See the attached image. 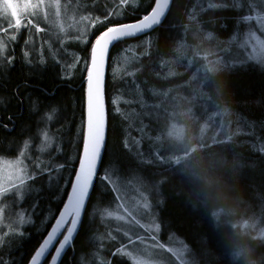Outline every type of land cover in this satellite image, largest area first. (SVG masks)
<instances>
[{"label": "trees", "instance_id": "obj_1", "mask_svg": "<svg viewBox=\"0 0 264 264\" xmlns=\"http://www.w3.org/2000/svg\"><path fill=\"white\" fill-rule=\"evenodd\" d=\"M154 1L139 0L137 7L125 10L121 20L111 19L106 24L98 23L90 41L83 47L69 44L68 47L81 55L80 63L74 69L71 65H63L53 59L43 42L42 58L45 59L40 60L42 70L30 67L21 52L15 51L10 70L0 74V156L13 157L14 152L9 149L13 143L24 141L27 149L28 146H34L35 135L40 130H51L58 137L55 145L60 152L53 162L58 163L59 167H51L48 163L45 170L39 171L36 180L39 192L31 197L28 204V207L36 206L39 200H45L42 204L51 215L52 222L68 196L82 151L87 74L85 65L89 64L92 44L107 27L142 18L149 12ZM207 2L209 0L203 2L207 7L201 10L198 25L200 24L204 35L210 33L228 41L242 25L239 22L235 25L236 18L239 21L247 14L248 9L237 10L231 7L227 11L221 9V5L212 6ZM192 5L193 0H174L163 24L147 35L122 40L112 49L105 90L108 115L106 149L83 218L82 229L62 264H80V257L86 252L84 249L90 230L86 226L89 215L96 228L101 226L100 217H95L98 213L95 201L99 197H102L101 200L112 197L110 191L99 188V184L103 183L99 177L107 170L111 171L105 170L110 166H114L121 174L127 168L158 173V178L161 179L158 189L161 226L170 235L167 237H179L185 242L191 254L197 258V264H247L249 256L254 264H264V241L256 239L253 233L243 232L241 228L242 221L258 215L252 213L264 205V150L260 147L261 140L264 139V65L223 68L204 77L210 86L209 102L212 101L216 108H223L220 110L238 115L239 123H243L245 127L239 130L236 139L230 136L225 142L207 145V148L203 147L188 157L180 158L177 163L166 164L153 157L148 165L139 162L131 150L123 145L125 121L121 119L119 122V115L113 112L110 102L114 81L111 74L113 58L131 43L142 42L147 38L150 39L149 49L143 52V47L139 46L136 50L139 54V61L135 65L136 82L144 89L156 87L162 90L181 83L183 75L164 79L159 72L163 63L174 55L185 27L192 24L188 21ZM66 56L60 58L66 60ZM69 70L73 71L70 77ZM192 72L193 68L187 74ZM39 106H42V127L36 124L40 118ZM251 122L258 125L259 131L251 130ZM213 151L217 157L213 158V162L204 163L202 157ZM145 153L148 154L147 151ZM220 159L223 160L222 166L216 164ZM251 165L257 168L253 169ZM52 169L59 174L50 178L49 172H55ZM64 180L66 183L62 185ZM251 208V214L244 212ZM37 226H29L26 230L29 235L25 238L15 239L12 245L7 241L0 248V257L7 264H28L47 232H42V228ZM50 226L48 224L46 228ZM250 249H254L255 253L248 256L246 251ZM115 258L111 264H131L123 258Z\"/></svg>", "mask_w": 264, "mask_h": 264}, {"label": "rangeland", "instance_id": "obj_2", "mask_svg": "<svg viewBox=\"0 0 264 264\" xmlns=\"http://www.w3.org/2000/svg\"><path fill=\"white\" fill-rule=\"evenodd\" d=\"M105 1L98 0L88 3L86 0H59L60 16L57 17L56 9L47 7L52 0H46L44 13L32 17L44 29L41 32H36L31 26L21 27L19 30L12 28L4 32L2 28L8 27V21L0 16V26H2L0 27V43L4 46V51L0 54V74L10 70L14 52L17 50H21L20 54L30 65L35 60L45 59V57L42 58L43 42L51 52L53 59H57L63 65H71L73 69L76 68L80 63L81 55L68 45L72 43L77 44V47H83L90 41L89 38L94 27L99 23L98 21L104 20L108 13H114L111 19L121 20L124 17L125 10L122 7H109ZM107 1L116 5L119 2V0ZM223 1L209 0L207 4L218 6L222 5ZM11 2L22 5L27 0H11ZM31 2L35 3L37 0H31ZM201 2L202 4L198 3L190 10L188 21L192 24L185 27L184 38L182 37L179 41L174 55L163 63L159 74L164 79L174 75H184L192 70V63L198 64L199 70L188 82L167 87L164 91L156 87L149 88L150 96L157 98V102L150 103L141 85L136 82L135 64L139 61L136 50L140 46L143 47V52H146L150 46V39L131 43L128 48L113 58L111 65L114 80L111 88L113 112L121 117L118 116L119 122L121 119L125 121L123 145H126V148L131 150L139 162L145 165L150 163L152 157L156 161L161 160L162 163H177L180 158L188 157L203 147L207 148V145L214 146L219 142H225L230 136L236 139L239 130L245 127L243 123H239L238 115L220 110L223 108L214 107L215 104L212 101L206 102L201 94V88L202 92H205L204 77L220 69L248 64L264 65V63L252 60H247L242 65L236 63L237 60H245L247 57V52L241 44L248 32H254L262 42H264V32H261L253 22L251 25L242 23L240 26L239 24L238 32L236 31L228 41L221 40L210 33L204 35L203 29L200 24L198 25V17L207 5H203L204 0ZM248 3L249 0H247V6ZM138 4L139 0H129L126 5L127 8H134ZM4 6L5 0H0V14H3ZM257 10L264 14V6L258 5ZM45 14H47L46 17ZM85 17H90V19L85 20ZM111 19L100 24H106ZM94 22L95 26H93ZM13 34H15V39L11 38ZM190 54H194L196 59H189L187 55ZM204 54L206 57L203 56ZM62 56H66V60H62L60 58ZM201 59H205L203 63H200ZM72 72L68 71V77L72 75ZM0 105H2L1 95ZM52 126H54L53 123ZM45 134L50 144L47 145L45 151L41 152L39 149L45 144ZM35 137L34 146H28L27 149L24 141L13 143L9 148L14 152L13 157L0 156V190L10 189L0 194V235H3V245L7 241L12 245L15 239L29 235L26 230L33 225L37 206H41L38 201L36 206L27 207L31 197L39 192V183L36 181L39 171L45 170L49 166L48 163L51 167H59L58 163L53 162L60 152L55 145L58 139L56 133L53 134L51 130L46 132L40 130ZM261 143L260 147L264 150V139ZM215 157H217L215 151L209 152L202 157V161L204 163L213 162ZM221 161L223 160L220 159L216 164L222 166ZM37 164H40L39 168L36 167ZM251 166L253 169L257 168L254 165ZM18 167H25L29 175H35V179H27L23 185H19L17 181V186H13L12 180ZM105 170L111 177V183H100L99 188L102 191H110L112 197L110 199L105 197L103 200L100 199L102 197L96 199L95 207L98 213L95 217L101 219L100 227L103 229V234L100 239L106 253L100 257L98 253L91 252L87 257L84 255L80 257L79 263L111 264V261L117 257L131 264H197V258L191 254L185 242L175 237H167L170 235H167L161 226L158 195L161 179L158 178L160 177L158 173L153 170L143 172L139 168L130 170L127 168L124 170L125 173L121 174L122 172L117 171L114 166L107 167ZM49 173L50 178L59 174L58 171ZM65 183L64 180L62 185ZM114 189H118V193ZM121 203L132 212L138 223L115 219L116 215L124 214L123 209L119 207ZM145 204L147 207H144ZM27 209H32L30 211L32 216H26ZM38 210H42V221L45 222L49 213L46 212L43 204L42 209L38 208ZM108 212H112L113 216H107ZM244 212L251 214L252 208ZM252 214L258 215L244 219L245 221L241 223L242 231L253 233L256 239L264 241V205L258 207ZM21 216L28 222L21 224ZM125 232L130 234L132 240H137V237H142L143 240L130 243L129 237L124 235ZM262 244L264 245V242ZM176 253H181V256L177 257ZM252 253H255L254 249L246 251L248 256Z\"/></svg>", "mask_w": 264, "mask_h": 264}, {"label": "snow or ice", "instance_id": "obj_3", "mask_svg": "<svg viewBox=\"0 0 264 264\" xmlns=\"http://www.w3.org/2000/svg\"><path fill=\"white\" fill-rule=\"evenodd\" d=\"M119 3L121 5H126L129 3V0H119ZM169 3L170 0H155V6L152 8L151 12L143 16V18L138 22L107 27V30L96 39L92 47L90 64L85 65V70L88 73L87 108L84 124L85 134L83 140L82 159L80 161L79 171L75 176V182L72 187V195L69 197L68 203L65 205L48 235L34 253L29 264H40L41 260L49 253V251L53 249L54 255L52 256L50 264H57L62 253L72 244L73 237L80 224V218L91 189L92 182L97 178L96 168L101 156L104 141L101 68L109 45L114 41L128 36H135L138 33L151 29L154 25H158L161 22V18L164 16ZM258 5L264 6V0H249L248 14L242 16L238 22L247 23L249 25L255 22L258 29L261 32H264V14H261V11L257 10ZM45 6L46 0H37L35 3L31 2V0H27V2L22 5L14 4L11 0H5L3 14H0V16H3V18L8 21V27L2 28V30L4 32H8L12 28L19 30L21 27L27 28L28 26H31L36 32L44 31V29L40 27L39 23H37L32 17H36L41 15V13H44ZM224 6L228 7L229 5ZM231 6L239 10L242 7L241 0H232ZM47 7L49 9L55 8V15L57 17L60 16L59 0H52L51 3L47 4ZM46 15L47 14H45V17ZM113 16L114 13H108L104 20H100L98 22L105 23L108 19L113 18ZM84 19L87 20L90 19V17H85ZM93 26H95V22L93 23ZM11 38L15 39V34H13ZM241 47L245 52H247V57L245 60H237L236 63L238 65H242L247 60L264 63V42H262L260 37L254 32H248L246 38L241 44ZM3 51L4 46L0 43V54H2ZM117 111H119V109H117ZM48 118L51 119V116ZM48 144H50V140L48 139L47 134H45V144L41 146L39 151H45ZM21 156H23V153H21ZM36 167L39 168L40 164H37ZM52 171H55V169H52ZM27 179H35V175H29L25 167H18L16 173L14 174L12 184L13 186H17L16 182L18 181L19 185H23L27 182ZM99 179L106 184L111 183V177L107 172L102 174ZM9 190V188H3L0 190V194ZM114 191L118 193V189H114ZM119 207L123 209L124 214L116 215V220H130L131 222L138 223L132 212H130L123 203H121ZM144 207H147V204H145ZM106 215L112 217L113 213L108 212ZM26 222L28 221H25L23 216H21L20 223L23 224ZM156 227L158 228V225ZM148 231H151V229H148ZM124 235L129 237L130 243H136L137 240H143L142 237H137V240H132L130 234L127 232H125ZM113 239H115V237H113ZM151 239L154 240L155 237H151ZM2 245L3 235H0V246ZM176 255L179 257L181 256V253H176ZM0 264H7V261L4 260L3 257H0Z\"/></svg>", "mask_w": 264, "mask_h": 264}, {"label": "bare ground", "instance_id": "obj_4", "mask_svg": "<svg viewBox=\"0 0 264 264\" xmlns=\"http://www.w3.org/2000/svg\"><path fill=\"white\" fill-rule=\"evenodd\" d=\"M89 1H93V2H95V1H98V0H89ZM89 3V2H88ZM202 4V2H201V0H193V5H192V7L190 8V10L193 8V7H195L196 6V4ZM241 3H242V7H241V9H246L248 6H247V0H241ZM105 4L106 5H109L108 4V1L106 0L105 1ZM142 4V3H141ZM224 5H229L228 7H225ZM232 5V0H224L223 1V4L220 6V8L221 9H227V11L228 10H230V8L232 7L231 6ZM153 6H154V2H153V5H152V7H151V9L149 10V12L148 13H146L145 15H147V14H149L150 13V11L152 10V8H153ZM109 7H111L110 5H109ZM189 10V11H190ZM144 15V16H145ZM237 20L235 21V25L237 24V22H238V18H236ZM119 24V23H118ZM229 28V27H228ZM238 32V31H237ZM183 38H184V33H183V36H182ZM20 52H21V50H19ZM15 53V52H14ZM138 54V53H137ZM191 56V57H190ZM204 57H206L205 56V54L203 55ZM187 57L189 58V59H191V60H193V59H196V57H195V55L194 54H190V55H187ZM137 59H139V54H138V58ZM205 59H201L200 60V63H203V61H204ZM137 62L138 61H136V64H137ZM135 64V65H136ZM192 67H193V72L192 73H188V74H184L183 75V78H182V83H186V82H188L194 75H196V72H197V70H199L198 68H199V65L198 64H195V63H192ZM202 76H203V71H202ZM205 83H206V86H205V92H202V88H201V94L203 95V99H205L206 100V102H209V92H208V89L210 88V86H209V83H208V81H205ZM142 89H143V91L146 93V94H148V91H149V88H151V87H149V88H147V89H144L143 87H141ZM165 90V89H164ZM163 90V91H164ZM164 112H165V110H163ZM250 128H251V130L253 131V132H257V131H259V129H258V125H256L255 123H253V122H251V124H250ZM39 202L41 203V206L40 207H38L37 206V213L35 214V217H34V219H33V221H32V223H33V225L35 224V226H37V223L39 222V226H37V227H41L42 228V232H44V231H46L47 230V232H46V234L44 235V237L42 238V240L41 241H43L44 239H45V237L47 236V234L49 233V231H50V229H51V226L53 225V223H54V221L52 222V220H50L51 219V215L49 216V215H47V218H46V221L45 222H43L42 221V210H38V208H41L42 209V199L41 200H39ZM28 207V206H27ZM62 209V208H61ZM32 209H30V210H26V216H32V213L30 212ZM61 211V210H60ZM86 213V212H85ZM31 223V224H32ZM51 225L48 229L46 228L47 227V225ZM81 226H82V224H81ZM86 226H89L90 227V230H89V232H88V234H87V236H86V243H85V251L86 252H84L83 254H84V256H88L91 252H96V253H98L99 255H100V257L104 254V253H106V251H105V247L101 244V239H100V236L103 234V229L99 226V227H95V225H94V223H93V219H92V217L89 215V218H88V222H87V225ZM40 228V229H41ZM80 229H82V227H80ZM80 231V230H79ZM78 234H79V232H78ZM78 236V235H77ZM77 238V237H76ZM177 239L178 240H182L181 238H179V237H177ZM76 241V240H75ZM75 241H74V243H75ZM42 243V242H41ZM74 243L72 244V246L74 245ZM71 248V247H70ZM70 248H69V250H70ZM69 250H68V252H69ZM83 250V251H84ZM54 252V251H53ZM53 252L51 253V255L49 256V258L46 260V261H48V264H49V261H50V259H51V257H52V255H53ZM67 252V253H68ZM66 253V254H67ZM66 256V255H65ZM30 261V260H29ZM45 261V262H46ZM63 261V260H62ZM45 262L43 263V264H45ZM99 262V261H98ZM62 264V263H61ZM101 264V263H100Z\"/></svg>", "mask_w": 264, "mask_h": 264}, {"label": "water", "instance_id": "obj_5", "mask_svg": "<svg viewBox=\"0 0 264 264\" xmlns=\"http://www.w3.org/2000/svg\"><path fill=\"white\" fill-rule=\"evenodd\" d=\"M173 1L174 0H170V3L168 4V7L165 11V14L164 16L161 18V22L158 24V25H154L151 29H148L142 33H138L137 35L135 36H128V37H124L122 39H119L117 41H114L112 44L109 45L108 49H107V53H106V57L103 61V64H102V68H101V74H102V102H103V115H104V141H103V147H102V152H101V156H100V159H99V162H98V165H97V168H96V177L98 178V175L100 173V170H101V165H102V161H103V157H104V153H105V149H106V144H107V138H108V115H107V103H106V96H105V90H106V80H107V73H108V65H109V58H110V53L112 51V49L115 47V45L122 41V40H128V39H134V38H138V37H141V36H144V35H147L148 33L154 31L158 26H160L161 24H163V22L165 21L166 17L168 16L169 12H170V9L172 7V4H173ZM154 6H155V1H154ZM153 6V7H154ZM151 12V11H150ZM143 18V17H142ZM140 18V19H142ZM140 19L138 20H135V21H131V22H125V23H119V24H115V25H126V24H131V23H135V22H138ZM114 26V25H113ZM111 27V26H110ZM107 30V29H106ZM104 30V31H106ZM103 31V32H104ZM101 32L99 34V36L103 33ZM98 36V37H99ZM97 37V38H98ZM96 38V39H97ZM96 39L94 40L93 44H92V47L96 41ZM92 47H91V53H92ZM91 53H90V61H91ZM90 61H89V64H90ZM87 76H88V73L86 74V79H85V119H86V108H87V105H86V101H87V89H88V82H87ZM84 134H85V128H84ZM84 140V138H83ZM82 152H83V145H82V151H81V155H80V159H79V163H78V167H77V170H76V173H75V176L77 174V172L79 171V167H80V161L82 159ZM75 176H74V179L72 181V184H71V187H70V190H69V193H68V196L65 200V203L61 209V211L59 212V214L57 215L55 221L59 218L61 212L63 211L65 205L68 203V200H69V197L72 195V187H73V184L75 182ZM97 178L93 180L92 182V186H91V189L89 191V194H88V197H87V200L85 202V205H84V209H83V212H82V215H81V218H80V224L78 226V229L73 237V240H72V244L74 243V241L76 240V237L78 235V232L80 230V227H81V224L83 222V218H84V215H85V212L87 210V207H88V204H89V201H90V198H91V195L93 193V190H94V187H95V183L97 181ZM55 221L53 223V225L55 224ZM53 225L51 226V228L53 227ZM51 230V229H50ZM48 235V234H47ZM46 238V237H45ZM43 242V241H42ZM71 244V246H72ZM41 245V244H40ZM67 247L65 249V251L62 253L61 257L59 258L57 264H61L62 263V260L64 259L66 253L68 252L69 248L71 247ZM40 247V246H39ZM38 247V248H39ZM37 251V250H36ZM35 251V252H36ZM54 251L51 250L49 251V253L41 260L40 264H43L48 258L49 256L51 255V253ZM53 255H54V252H53ZM52 255V256H53ZM33 257V256H32ZM52 259V257H51ZM50 259V261H51ZM31 260V259H30ZM50 261H49V264H50ZM30 262V261H29ZM28 262V264H29Z\"/></svg>", "mask_w": 264, "mask_h": 264}, {"label": "flooded vegetation", "instance_id": "obj_6", "mask_svg": "<svg viewBox=\"0 0 264 264\" xmlns=\"http://www.w3.org/2000/svg\"><path fill=\"white\" fill-rule=\"evenodd\" d=\"M111 7H113L114 6V8H118V7H122L124 10H126L127 9V5H121L119 2H118V4L116 5V4H110V3H108ZM18 51V53L20 52L19 50H17ZM30 67H34V68H37V69H39V70H42V63H41V61L39 60V61H37V60H35L34 62H33V64H28ZM147 95V100L150 102V103H153V102H157L158 101V99L156 98H154L152 95L150 96V94H149V91H148V94H146ZM110 102H111V97H110ZM39 116H40V118H39V120H38V122H36V124L38 125L39 124V126H41L42 127V106H39ZM164 126H165V124H164ZM166 127V126H165ZM125 147H126V145H124Z\"/></svg>", "mask_w": 264, "mask_h": 264}, {"label": "clouds", "instance_id": "obj_7", "mask_svg": "<svg viewBox=\"0 0 264 264\" xmlns=\"http://www.w3.org/2000/svg\"><path fill=\"white\" fill-rule=\"evenodd\" d=\"M241 255H244V253H241ZM247 264H254V261L251 260L250 256L247 258Z\"/></svg>", "mask_w": 264, "mask_h": 264}]
</instances>
